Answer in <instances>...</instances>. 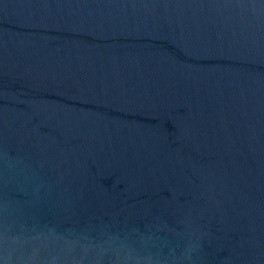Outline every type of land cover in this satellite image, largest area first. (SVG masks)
Segmentation results:
<instances>
[{
    "label": "water",
    "instance_id": "95a60500",
    "mask_svg": "<svg viewBox=\"0 0 264 264\" xmlns=\"http://www.w3.org/2000/svg\"><path fill=\"white\" fill-rule=\"evenodd\" d=\"M0 264H264V0H0Z\"/></svg>",
    "mask_w": 264,
    "mask_h": 264
}]
</instances>
